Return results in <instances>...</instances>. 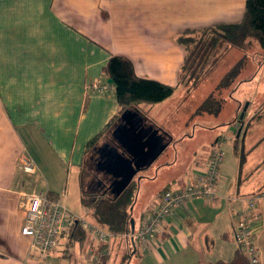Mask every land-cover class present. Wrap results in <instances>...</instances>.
Returning a JSON list of instances; mask_svg holds the SVG:
<instances>
[{"label": "crops", "instance_id": "obj_1", "mask_svg": "<svg viewBox=\"0 0 264 264\" xmlns=\"http://www.w3.org/2000/svg\"><path fill=\"white\" fill-rule=\"evenodd\" d=\"M245 1L0 0V264L37 262L27 255L30 238L21 231L24 210L19 207V192L47 189L61 195L65 189L62 196L67 204L64 184L70 175L68 172L74 170L80 184L89 140L110 122L120 119L115 86L105 73L112 55L131 59L138 76L177 86L161 102H141L137 112L147 124L167 133L168 147L177 153V158L179 146L183 158L191 154L186 142L199 130L196 124L191 134L185 132L187 121L177 129H165L154 119V115L168 107L180 85L185 90L188 88L179 84L185 48L178 38L187 29L241 21ZM99 79L111 85L106 89L88 86ZM242 79L248 80V77ZM242 79L235 83L237 90ZM252 104L245 113L251 111L247 120L253 113ZM209 152L192 162L185 175L187 180L176 188L195 179ZM25 153L37 163L34 174L26 175L18 166L19 157ZM162 156L163 153L158 159ZM158 159L146 167H152L153 173L156 170L154 175L141 171L135 176L138 187L142 178L152 181L153 187L162 179L158 166L163 168L174 163L171 154L160 159L161 162ZM164 175L167 179L171 176L169 172ZM222 175L214 199L195 197L185 205L176 206L165 231L156 236L149 249H143L138 243L129 264L135 256V264H209L213 260L233 259L238 247L235 216L240 208L234 197L260 192L264 180L250 189L241 177L233 184L228 174L222 171ZM165 180L164 190L171 188L170 183L175 184L177 177ZM152 187L150 190L154 192ZM156 191L149 200L144 198L147 206L140 207L136 214L140 201L137 192L131 210L136 225L144 211L157 206L162 191ZM256 213L258 216L252 221L253 239L259 264H264V205L258 206ZM67 240L63 239L58 248L63 247L64 254L66 249L69 253L75 246H68ZM90 242L91 239L81 248L88 252ZM127 246L123 239L115 244L111 242L112 264H121Z\"/></svg>", "mask_w": 264, "mask_h": 264}, {"label": "rangeland", "instance_id": "obj_2", "mask_svg": "<svg viewBox=\"0 0 264 264\" xmlns=\"http://www.w3.org/2000/svg\"><path fill=\"white\" fill-rule=\"evenodd\" d=\"M193 44L194 42L191 43V46H193ZM228 47L220 49L217 52L218 57L223 54L222 58L217 65L215 64L216 66L214 65V70L211 73V70L209 71L210 75L208 78H206L200 85L198 84L200 81L197 84L190 82L188 85H184L188 87L187 90L180 85L179 90L174 94L175 96L168 104V107L158 115H154L156 123L162 128L177 129L187 121L188 131L185 130V132L192 134V127L195 126V124L199 130H197L196 134L186 142V144H188L187 150L191 153L188 157H182V151L179 145L178 158L176 155L177 153H175L171 147H168L163 151L164 156H162V158L171 154L174 163L173 165L163 168L162 166H158L160 172L159 177H162V179L156 181V184L153 187L152 181L142 178L140 187L137 185L136 197L137 192L140 193V201L135 209L136 214L140 207L147 206V201L144 199L145 197L149 200L156 190L158 193L164 191L165 186L163 181L165 179L169 180L173 176L177 177L175 184H173V182L170 183V185H172L171 188H176L182 184L183 181L187 180L185 175L187 176V171L190 169L189 167L192 162H196L200 157L207 154L210 148L213 147L214 141L217 140L216 138H219L222 134H226L225 141L222 143L223 148L226 151L225 164H223L224 167L222 165V171L225 174H228V178H230L231 182L234 184L236 178L238 179V177H241L243 182L246 181L248 188L253 189L264 180V117L260 118L264 103L263 105H259L261 102H264V50L258 45L248 47L245 50L239 48L230 49L231 47ZM236 65H239L241 72L236 76L235 82L228 87L217 88L222 77ZM247 77L248 80L242 79ZM239 79H242L243 81L241 87H239L238 90L236 87L233 89L234 84ZM186 91L189 93H186ZM211 94L218 100L219 104L214 107V109L203 107L199 110V107L205 104ZM242 102H244V104ZM246 102H249V105L251 102L253 103L251 107L253 113L249 120H247V118H249L251 111H248L244 116L241 133L237 136L235 131H238L241 126L239 118L241 115V109ZM175 107H179L180 109H175ZM237 110H239V116L237 115ZM191 111L193 113L195 111V113H190ZM119 121L121 120L119 119L116 123H113L106 136L102 135L100 137L99 141L96 143L97 147L105 146L106 150H109L107 143L110 141L112 142L111 135H113V130ZM201 126H206L208 130L200 128ZM90 151L92 150L90 149ZM20 157L18 160V166L20 165ZM242 157H244V160L241 167ZM160 159H158V161H160ZM98 160V157L91 158V152L88 154L87 168L91 170H88V172L94 171L99 179H108L106 173L97 171ZM141 171L150 175L153 173V168L150 167ZM166 171L171 174L168 179L167 176L164 175V173H167ZM48 173L50 174V172ZM68 173H70V175L67 182L64 184V186L67 187L66 201L68 207L76 214L91 219L89 207L82 202L81 186L74 175V170L73 172ZM41 178L42 176L40 177V181L42 182L44 179L42 178L41 180ZM228 178L225 177L224 180L228 182ZM160 184L161 186H159ZM228 186H230V184ZM151 187L153 190L155 189L154 192L150 190ZM121 239L125 241V238L114 237L112 242L115 244L116 241ZM218 249L219 248L217 247V250ZM111 260L110 257L105 256L99 262L92 261L90 260V254L86 252L84 248L75 245L67 254L63 253V247H61L60 249L55 250V252H52L47 258L38 260L36 264H112ZM135 261L136 256L131 264H135Z\"/></svg>", "mask_w": 264, "mask_h": 264}, {"label": "trees", "instance_id": "obj_3", "mask_svg": "<svg viewBox=\"0 0 264 264\" xmlns=\"http://www.w3.org/2000/svg\"><path fill=\"white\" fill-rule=\"evenodd\" d=\"M178 41L185 48L179 84L188 85L190 82L197 84L199 81L201 83L222 58L223 54L217 56L220 49L233 46L245 50L258 45L264 50V0H246L244 16L239 22L211 25L201 29H187L179 36ZM193 42L194 44L191 46ZM240 72L239 65L234 66L222 77L217 88L232 85ZM105 73L108 78L113 80L115 86L116 98L120 106L118 118L126 109L139 111L141 102L154 104L167 99L177 87L158 79L138 76L132 60L122 55H112L109 58ZM234 85L233 89L236 87V84ZM207 101L199 107V110L203 107L214 109L219 104L212 94ZM237 115L239 116V114ZM260 117H264V108ZM115 121L116 119L89 140L86 147L87 157L90 152L91 158L97 157L96 143L102 135H107ZM235 134L237 135V131ZM111 137L113 138V135ZM243 160L244 157L241 158L242 163ZM88 170L90 169L87 168L86 158L81 166L80 186L82 202L89 207L91 219L115 234L130 230L131 206L136 200L137 182L133 180L120 194H116L106 188L105 183L108 182V179L107 181L103 178L99 179L94 171L88 172ZM97 171L102 172L98 168ZM260 191H264V184ZM119 237L125 238L128 245L121 264H129V257L133 253L134 246L131 243V238ZM89 241L88 231L83 228L81 223H77L68 237L67 245L78 244L83 247ZM135 246L138 249V242ZM65 253L67 254V249ZM209 264H250V261L246 252L238 245L233 259L213 260Z\"/></svg>", "mask_w": 264, "mask_h": 264}, {"label": "built area", "instance_id": "obj_4", "mask_svg": "<svg viewBox=\"0 0 264 264\" xmlns=\"http://www.w3.org/2000/svg\"><path fill=\"white\" fill-rule=\"evenodd\" d=\"M111 84L96 80L88 86L106 89ZM226 134H222L209 152L207 161L200 166L195 179L181 188H166L159 196L157 206L145 211L140 217L134 232L130 230L115 234L91 219L76 214L63 199L65 189L60 194H52L49 190L22 189L19 194V207L24 210L22 233L30 238L29 259L38 261L47 258L68 238L74 225L81 223L88 231L91 242L88 246L90 259L99 262L103 257L111 255L110 244L114 237H134L143 249H149L156 236L165 231L168 219L174 208L185 205L190 199L201 197L214 199L218 195V185L223 177L222 165L226 158L223 148ZM20 168L26 174H34L37 164L33 158L22 155ZM240 208L235 216V240L246 252L250 264H259L258 249L253 239L252 221L258 216L256 209L264 205V191L247 196H235ZM131 240V239H130ZM102 245V246H100Z\"/></svg>", "mask_w": 264, "mask_h": 264}, {"label": "water", "instance_id": "obj_5", "mask_svg": "<svg viewBox=\"0 0 264 264\" xmlns=\"http://www.w3.org/2000/svg\"><path fill=\"white\" fill-rule=\"evenodd\" d=\"M108 81L113 83L111 78H109ZM248 105L249 102H246L241 109L239 118L241 126L237 131V136L241 133L242 122ZM120 120L122 122L114 128L113 133L115 134L117 131H121L125 135V140L119 137L120 146L124 151L120 150L118 147H111L110 151L113 157L110 160L104 161L105 170L111 173L115 178L110 186L116 183V186L112 187V192L116 194H120L134 180L138 172L149 167L170 144V140L162 141L161 144L159 143V129L156 127L151 134H143L144 131L148 130V124L135 110H124L120 116ZM137 125L139 126L138 128ZM133 128H137V132L133 131L131 133ZM151 128H153V126H151ZM138 133L139 136H142L141 138H138ZM138 179H140V177H138ZM132 209L133 205L131 206V210ZM130 225L131 231L134 232L136 223L132 214ZM131 243L134 246L133 252H135L136 242L134 237L131 238Z\"/></svg>", "mask_w": 264, "mask_h": 264}, {"label": "flooded vegetation", "instance_id": "obj_6", "mask_svg": "<svg viewBox=\"0 0 264 264\" xmlns=\"http://www.w3.org/2000/svg\"><path fill=\"white\" fill-rule=\"evenodd\" d=\"M122 121H119L116 125V127L121 123ZM148 126V130L144 131L143 134L147 135V134H151L153 129L155 128L153 125V128H151L150 124L147 125ZM115 127V128H116ZM139 126L137 125V128ZM137 128H133L131 130V133L134 131V132H137ZM167 133H162L159 131V143L161 144L162 141H167L168 140V137L166 136ZM138 135V138H141L142 136H139V133L137 134ZM119 137L122 138V140H125V135L121 132V131H117L115 134L113 133V138H112V142H108L107 143V146L109 147V150H106V147L105 146H101V147H98L97 148V157H98V162H97V165H98V169L101 170L103 173H106V176H108V182L105 183L106 185V188L108 190H110L112 192V187H115L116 186V183L113 184V186H110V184H112V182L114 181V177L111 173H108L106 170H105V160H110L112 159L113 155L110 151L111 147H118L120 150L124 151V149L120 146V143H119ZM159 146V145H158ZM157 146V147H158ZM157 150V149H156ZM163 153V152H162ZM161 153V154H162ZM160 154V155H161ZM127 155V153H126ZM160 157V156H159ZM157 157V159L159 158ZM156 159V160H157ZM146 169V168H144ZM140 173V171L138 172ZM107 181V179H105ZM113 193V192H112Z\"/></svg>", "mask_w": 264, "mask_h": 264}, {"label": "bare ground", "instance_id": "obj_7", "mask_svg": "<svg viewBox=\"0 0 264 264\" xmlns=\"http://www.w3.org/2000/svg\"><path fill=\"white\" fill-rule=\"evenodd\" d=\"M23 155H27V156H29V157H31L28 153H25V154H23ZM31 158H33V157H31ZM34 159V158H33ZM34 161H35V159H34ZM36 162V161H35ZM37 164V163H36ZM19 167H20V165H19ZM21 169V168H20ZM50 191V190H49ZM52 194H54L53 192H51ZM29 244H30V240H29ZM28 249H29V246H28ZM28 254V253H27Z\"/></svg>", "mask_w": 264, "mask_h": 264}]
</instances>
